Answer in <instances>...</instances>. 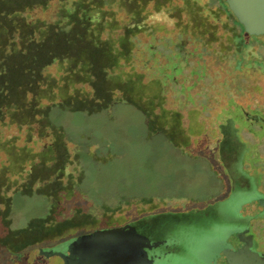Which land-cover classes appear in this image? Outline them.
Instances as JSON below:
<instances>
[{
  "label": "rangeland",
  "instance_id": "obj_1",
  "mask_svg": "<svg viewBox=\"0 0 264 264\" xmlns=\"http://www.w3.org/2000/svg\"><path fill=\"white\" fill-rule=\"evenodd\" d=\"M59 7L52 0L28 15L50 19ZM111 9L116 21L126 19ZM147 10V24L161 30L135 40L131 69L142 85L118 89L96 113L53 107L44 136L36 124L1 129L2 144L30 154L13 148L9 164L0 150V177L5 166L12 172L32 158L22 178L32 170L40 181L26 186L30 194L18 184L8 194L0 264H65L78 238L130 226L163 242L156 264H227L226 251L248 243L259 258L241 251L230 264H264V38L237 43L232 55L243 69L236 72L235 63L220 58L218 42L202 49L177 31L167 34L176 24L172 14ZM48 71L56 75L57 68ZM233 106L248 125L238 113L237 120L229 117ZM258 118L263 132L253 128ZM47 161L52 176L45 181V170L36 168ZM7 185L1 179L0 191ZM2 200L0 193V212Z\"/></svg>",
  "mask_w": 264,
  "mask_h": 264
},
{
  "label": "trees",
  "instance_id": "obj_2",
  "mask_svg": "<svg viewBox=\"0 0 264 264\" xmlns=\"http://www.w3.org/2000/svg\"><path fill=\"white\" fill-rule=\"evenodd\" d=\"M51 1L0 0V135L1 129L12 123L36 124L39 135H47L52 129L48 116L53 107L96 113L112 101L118 89H131L138 82L142 85L143 76L131 69L135 40L142 34L152 37L161 30L147 24L148 5L154 13H171L170 18L176 20L173 31L167 34L177 31L180 39L199 43L202 49L218 42L220 58L235 63L234 67L238 63L237 43L244 38V31L225 0H59L54 17H29L35 8L46 10ZM115 6L125 12L124 21H116L111 9ZM218 28L222 30L220 35ZM51 67L57 68L56 75L49 73ZM128 67L130 71L125 70ZM261 123L256 119L253 128L263 132ZM60 133L56 137H61ZM7 145L0 141L9 164L13 148L16 153L30 154L25 147L18 150L13 143ZM31 159L20 161L12 172L10 165L3 168L0 180L8 184L0 191L4 220L9 217L10 190L18 184L20 192L30 194L26 186L40 181L31 175L32 170L22 178ZM48 163L35 166L45 170V181L52 176ZM9 174L16 178L11 180Z\"/></svg>",
  "mask_w": 264,
  "mask_h": 264
},
{
  "label": "water",
  "instance_id": "obj_3",
  "mask_svg": "<svg viewBox=\"0 0 264 264\" xmlns=\"http://www.w3.org/2000/svg\"><path fill=\"white\" fill-rule=\"evenodd\" d=\"M230 11L238 19L243 27L244 38L248 39L251 36L264 38V0H225ZM247 48H245L246 51ZM243 66L238 64L234 67V71L239 72ZM229 115L231 119H235V114L238 113L239 120L242 125H248L247 121L240 120L242 112L236 110L237 107H232ZM233 113V116H232ZM223 112L221 113L222 116ZM224 117V116H222ZM236 125V124H235ZM264 206V203H262ZM163 242L151 241L145 235L139 233L135 227L130 226L118 230L97 231L81 238H78L73 244V249H69V255L64 256L65 264H79V259L84 258L89 261V264H156L160 260V255L155 252ZM251 253L250 245L244 244L236 250L226 251L225 262L230 264V256L237 254L240 251ZM149 252H153L155 256L150 257ZM263 256V255H262ZM261 256V257H262ZM70 259V260H69ZM78 259V260H77ZM249 261L248 255L243 257ZM69 261V262H66Z\"/></svg>",
  "mask_w": 264,
  "mask_h": 264
},
{
  "label": "flooded vegetation",
  "instance_id": "obj_4",
  "mask_svg": "<svg viewBox=\"0 0 264 264\" xmlns=\"http://www.w3.org/2000/svg\"><path fill=\"white\" fill-rule=\"evenodd\" d=\"M139 226H144V222H141V225H139ZM236 248H238V246H236ZM235 248V249H236ZM243 251V250H242ZM241 252V251H240ZM239 253V252H238ZM237 253V254H238ZM149 255H150V257H152V256H155L154 254H153V252H149ZM78 260V259H77ZM66 262H68V261H66ZM74 264V263H73ZM79 264H89V261H87L86 259H84V258H80V261H79ZM93 264H95V263H93Z\"/></svg>",
  "mask_w": 264,
  "mask_h": 264
}]
</instances>
